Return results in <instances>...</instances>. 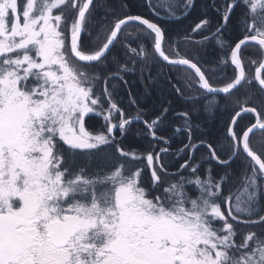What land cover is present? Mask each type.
<instances>
[{
	"label": "snow or ice",
	"instance_id": "6c2138e0",
	"mask_svg": "<svg viewBox=\"0 0 264 264\" xmlns=\"http://www.w3.org/2000/svg\"><path fill=\"white\" fill-rule=\"evenodd\" d=\"M142 6L0 0V264H264V0Z\"/></svg>",
	"mask_w": 264,
	"mask_h": 264
},
{
	"label": "trees",
	"instance_id": "16d2710c",
	"mask_svg": "<svg viewBox=\"0 0 264 264\" xmlns=\"http://www.w3.org/2000/svg\"><path fill=\"white\" fill-rule=\"evenodd\" d=\"M128 6H129V14H133V15H136V14H141L143 13L146 17H150V13L147 11V9H145L143 6H142V0H126ZM198 3H199V0H198ZM196 13L194 12L192 15L188 16L187 18L181 20V21H171V22H168V21H165V23L168 24V26L170 27L171 29V32H170V35L174 34L176 31H179V30H182L183 28L187 27V25L189 23H191L192 19H193V16H195ZM166 51H167V48H166ZM217 55V52L215 50H213L211 48V45L209 46V52H208V59H213L215 56ZM133 76H128L126 77V79L128 80V82L130 83V79L132 78ZM135 81V80H133ZM128 83V85H129ZM136 87L133 89L131 88L130 91L133 95L137 96V97H140V96H144L145 99L147 100V103L141 105V107L143 108H147L148 107V104L151 103V97L150 95H147L145 93V89L147 87V93L148 94H153L154 93V89L147 85L146 83H141L140 82V79L139 77L137 76V80H136ZM125 86V85H121V91H120V95L123 97V100H124V104H125V107L128 109V112H129V115L130 116H135L136 112L133 108L129 107L127 105V101L129 99V95H128V92H129V86ZM176 109H177V112L180 111L181 109V105L179 103H177L175 105ZM170 115H173V114H170ZM151 118H155V117H151ZM180 121H174V124H173V129L163 133V135L166 137L168 135H171L172 134V131H174L175 127L179 126L180 125ZM133 127L135 128H140V129H143L144 128V125L143 123H139V124H136L134 125ZM129 146H131L132 148H142L143 145H144V141L139 139V138H136V137H130L129 140L126 142ZM163 145H161L162 147ZM179 145L176 143V142H173L172 145H171V148L172 150L174 151ZM159 150V149H157ZM197 155H199V153H197Z\"/></svg>",
	"mask_w": 264,
	"mask_h": 264
},
{
	"label": "bare ground",
	"instance_id": "6f19581e",
	"mask_svg": "<svg viewBox=\"0 0 264 264\" xmlns=\"http://www.w3.org/2000/svg\"><path fill=\"white\" fill-rule=\"evenodd\" d=\"M247 73H248V75H249V77H252V76H254V74H255V68L254 67H251V68H248L247 69ZM131 81H130V83H129V89H131V88H135L136 87V80H137V76H133L131 79H130ZM133 80H135V81H133ZM173 171H175V169H172Z\"/></svg>",
	"mask_w": 264,
	"mask_h": 264
}]
</instances>
